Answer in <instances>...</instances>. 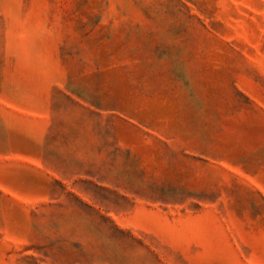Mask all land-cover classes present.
Wrapping results in <instances>:
<instances>
[{
    "label": "rangeland",
    "instance_id": "374dc122",
    "mask_svg": "<svg viewBox=\"0 0 264 264\" xmlns=\"http://www.w3.org/2000/svg\"><path fill=\"white\" fill-rule=\"evenodd\" d=\"M0 264H264V0H0Z\"/></svg>",
    "mask_w": 264,
    "mask_h": 264
}]
</instances>
